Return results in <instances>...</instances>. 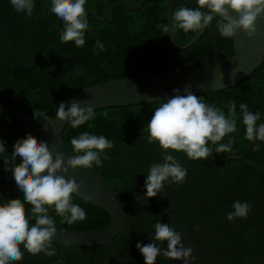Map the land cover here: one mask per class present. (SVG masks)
I'll return each mask as SVG.
<instances>
[{"label": "trees", "instance_id": "1", "mask_svg": "<svg viewBox=\"0 0 264 264\" xmlns=\"http://www.w3.org/2000/svg\"><path fill=\"white\" fill-rule=\"evenodd\" d=\"M106 1L108 16L101 20L88 14L90 29L85 33L86 43L76 47L74 42L60 41L63 25L50 12L51 0H35L31 17L16 12L9 0H0V106H17L32 124L41 127L45 122H34L33 109L51 118L59 102L79 90L117 79L195 71L234 55L233 39L222 38L215 21L192 46L175 48L169 33L161 27L168 25L167 0H147L138 10L126 8L119 0ZM125 1L137 5L141 0ZM181 6L195 8L196 0H173V13ZM85 8L87 12L96 8L99 17L105 15L104 0H88ZM194 34L177 29L175 38L179 44H185ZM97 39L106 49L102 52L97 49L99 54L92 51ZM196 95L217 107L234 100L238 115L241 102L247 103L250 111L260 110L264 115V60L234 86ZM158 103L97 109L95 120L90 122L93 127L85 124L73 129L67 123L63 130L64 142L70 149L71 138L83 131L104 135L114 142V147L106 150L110 158L104 161V166L93 169L124 201L143 195L149 165L163 162V150L158 144L147 142L146 125ZM224 111L227 113L226 108ZM237 127L238 131L231 134L235 137L233 152H214L217 158H225L224 161L212 156L194 161L182 151L169 150L188 170L184 183L170 184L177 195L180 223L200 248L196 264H264V142L256 141L261 144L260 151H252V143L244 138L240 120ZM26 135L29 134L23 131L15 116L0 113V138L6 144L5 156L10 158L13 144ZM227 140L225 136L221 143ZM234 155L243 159H227ZM9 199L19 200L12 195L0 200ZM237 200L249 202L251 212L247 218L228 221L227 213L233 210L232 204ZM73 202L85 209L87 219L66 223L62 228L93 231L110 225L111 216L105 210L77 195L73 196ZM49 215L56 224L64 222L55 212L50 211ZM157 221L173 226L165 198L152 200L130 216L123 230L108 244L65 249L54 242L56 256L32 255L24 250L22 261L16 264H144L136 243H151ZM195 225H199V231ZM162 246L166 248L167 242ZM156 264L182 262L158 256Z\"/></svg>", "mask_w": 264, "mask_h": 264}, {"label": "clouds", "instance_id": "2", "mask_svg": "<svg viewBox=\"0 0 264 264\" xmlns=\"http://www.w3.org/2000/svg\"><path fill=\"white\" fill-rule=\"evenodd\" d=\"M16 12H23L26 17L33 15L35 0H9ZM88 0H51L50 12L57 22L63 25L59 39L62 43L74 42L76 47L86 43L85 33L90 29L85 5ZM197 7L181 6L172 14L171 35L177 29L184 33L199 32L210 27L215 21L219 35L225 39L243 31L249 37L257 35L258 18H264V0H196ZM235 13L233 16L231 13ZM213 14H215V19ZM238 17V18H237ZM170 33L169 25H161ZM105 51L104 43L97 39L93 53ZM82 71V70H81ZM174 95L158 103L151 119L147 122V142L156 143L163 150L162 161L149 165L145 179V197H156L164 185L184 183L187 168L169 150L183 152L190 160H208L211 152L232 153L238 131L237 121L244 125V138L252 143V151H260L264 142V115L260 110L252 112L247 103L230 100L226 105L217 107L207 103L201 96L191 91V85H185V94L174 89ZM227 109L225 113L224 109ZM56 119L67 121L73 129L85 124L93 127L91 121L96 118V110L91 106H81L72 100L66 105L59 102ZM34 122H52L45 112L33 109ZM259 122V123H258ZM228 136L226 143H221ZM71 152L75 153L65 161L63 154L51 152L43 139L37 142L31 135L18 139L12 146L9 167L13 180L23 203L17 199L0 200V264H16L24 256V250L32 255L43 253L48 257L56 256L53 237L56 235V220L49 212L61 217L68 224L87 219L84 208L73 202L81 184L74 178L65 176L69 170L77 168L91 169L103 167L110 157L106 150L114 147V142L104 135L81 132L71 138ZM214 145L211 148L209 145ZM6 144L0 138V158L5 156ZM19 163H15L16 158ZM63 173V175H62ZM162 199L164 197H161ZM30 206V207H26ZM232 211L227 213V220L247 218L251 204L247 201H234ZM151 243H136V248L144 258V264H156L157 257L191 264L193 249L185 246L181 234L169 223L157 221L154 225ZM199 231V225L194 226ZM167 242L166 248L162 245ZM23 243V251L18 247ZM62 264V262H59Z\"/></svg>", "mask_w": 264, "mask_h": 264}, {"label": "water", "instance_id": "3", "mask_svg": "<svg viewBox=\"0 0 264 264\" xmlns=\"http://www.w3.org/2000/svg\"><path fill=\"white\" fill-rule=\"evenodd\" d=\"M119 1L130 10H138L147 0H141L137 5H130L125 0ZM104 3L105 15L103 17L98 16L96 8L90 9L87 13L104 20L109 14V5L106 0H104ZM172 14L173 0H167V20L170 29V33H168L171 43L177 49H187L202 36L207 28L195 33L185 44H179L176 41L175 33L174 38L171 35ZM231 14L236 16L234 12ZM213 16L215 19V14ZM256 28L257 35L254 37L247 36L242 30L234 36V55L224 62L190 72L140 76L100 83L77 91L66 99V105L70 104L72 100H76L81 103V106H91L94 110H97L106 107L161 102L171 98L175 94L174 89H179L180 94L184 95L185 85H191V91L195 95L216 92L234 86L254 72L264 60V18H258ZM60 33L62 34V31ZM0 113L15 116L25 133L38 137L39 140L43 139L48 143L54 156L56 153H61L66 161L67 158L75 155L64 142L62 135L67 121H58L55 115L56 111L51 116L52 122L41 127L32 124L27 114L15 105L0 106ZM213 147L214 145L210 144V149ZM210 156L218 161L225 160V158H217L214 151L210 153ZM232 158L243 159L240 155L230 156L227 159ZM18 159L20 160L17 157L15 162ZM3 162L10 163L11 159L0 158V163ZM68 177L74 178L78 184H81V188L75 195L105 210L111 216V223L103 230L85 231L64 229L62 227L67 223L64 221L61 224H56L57 232L53 237V242L63 245L65 249L68 247H92L108 244L123 230L130 216L137 213L152 200L164 197L168 203L170 222L175 230L181 234L187 246L193 249L191 264H196L200 248L180 223L177 195L172 184L164 185L162 191L156 197H145L143 194L135 200L124 201L116 194L114 188L93 168L70 169L65 179H68ZM18 193H10V195L23 201ZM18 247L20 250L23 249V243L19 244Z\"/></svg>", "mask_w": 264, "mask_h": 264}, {"label": "flooded vegetation", "instance_id": "4", "mask_svg": "<svg viewBox=\"0 0 264 264\" xmlns=\"http://www.w3.org/2000/svg\"><path fill=\"white\" fill-rule=\"evenodd\" d=\"M19 162L20 160L18 159L15 163ZM10 163H12V161ZM10 163H0V199H2L5 195H10V193L18 192L11 171L9 170V167L13 166L10 165ZM19 195L20 194L18 193V196Z\"/></svg>", "mask_w": 264, "mask_h": 264}]
</instances>
